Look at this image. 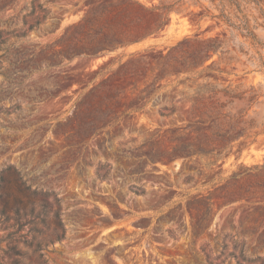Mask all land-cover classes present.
Instances as JSON below:
<instances>
[{
	"label": "rangeland",
	"instance_id": "rangeland-1",
	"mask_svg": "<svg viewBox=\"0 0 264 264\" xmlns=\"http://www.w3.org/2000/svg\"><path fill=\"white\" fill-rule=\"evenodd\" d=\"M41 1L51 19L21 41L22 48L36 53L57 45L71 25L106 0ZM136 1L146 7L159 4ZM27 2L16 0L1 11L0 27L19 18ZM221 2L232 16L234 7ZM175 8L157 35L103 57L59 59L50 68L35 59L38 68L18 78V88L0 102L4 108L20 106L0 116V176L8 179L7 167L27 175L37 192L25 194V211L31 205L35 213L46 208V224L35 239L42 250L19 242L23 256L12 258L18 264H208L204 254L211 264H264V199L224 205L220 198L231 176L264 165V69L257 67L258 58L264 62V7L244 10L261 45L206 16L194 0ZM195 39L222 40V49L210 52L202 66L180 71L182 61L171 49ZM136 59L143 62L138 74L122 72ZM211 89L222 102L224 89L244 92L226 111L236 117L246 112L244 120H252L254 128L241 124L246 130L221 160L204 167L196 158L178 156L175 145L190 123V102L207 97ZM108 95L114 103L97 121L96 133L79 138L78 128L68 123L76 106L83 103L85 112L89 104L107 102ZM209 131L208 125L202 127L203 135ZM184 136L190 142L194 135ZM7 192L8 185L0 184V210L7 201L6 216L13 218ZM207 196L212 205L196 233ZM11 224L0 215V250ZM255 256L260 259L249 260ZM12 259L0 252V264Z\"/></svg>",
	"mask_w": 264,
	"mask_h": 264
},
{
	"label": "trees",
	"instance_id": "trees-1",
	"mask_svg": "<svg viewBox=\"0 0 264 264\" xmlns=\"http://www.w3.org/2000/svg\"><path fill=\"white\" fill-rule=\"evenodd\" d=\"M0 12L7 9L9 5L16 0H0ZM159 0V4L146 7L136 0H106L102 6L86 13L81 19L71 25L65 32L62 39H59L57 45L50 47L45 46L38 53L26 50L21 47V41L28 37L32 32H39L48 20L51 19L50 9L41 0H28L19 13V18H11L9 26L0 27V102L8 99L7 95L13 93L18 88L20 82L18 78L26 77L34 68H38L35 59L39 58L40 62L45 63L46 68L56 66L59 59H73L75 57L99 58L108 55L119 48L137 44L142 40L157 35L163 28L164 23L169 17L171 11H177L176 5L181 4L184 0ZM218 2V4L215 3ZM231 7H234V14L231 16L226 12L225 5L221 0H206L209 6H205L201 0H194L199 4L203 11L210 18L222 20L229 28L243 35L244 38L252 40L254 44L261 45L249 26L247 15L244 10L250 5L264 7V0H226ZM215 10L218 14L211 12ZM11 40L16 42L7 45ZM184 42V43H183ZM178 43L171 50L179 55L182 61L180 71L198 68L203 65L210 52H217L222 49L223 41L219 39L207 40H184ZM183 43V44H182ZM47 51V52H46ZM2 52V54H1ZM190 54L191 58L186 55ZM258 68L264 69V62L257 59ZM141 60H131L123 65L122 72L138 74ZM5 64L7 67H5ZM251 91V90H250ZM225 101L217 97L214 89L208 91V95H198L190 102L188 127L177 137L178 144L175 145L177 155L187 159L196 158L204 167H209L219 162L230 144L238 140L246 128L240 127L241 124L254 128L252 120L245 121L244 113H239L236 117L230 111H226L227 105H231L234 100H242L245 93H234L229 90L221 91ZM252 91L251 97L254 96ZM114 96L108 95L107 102L104 104H89L83 112L82 104L79 103L74 114L68 123H73L79 132L76 135L83 138L88 134H95L97 129L96 123L104 117L113 106ZM20 110V106L13 104L8 108L0 107V116H9ZM162 116V115H161ZM208 125L210 131L203 135L202 127ZM185 132L191 133L192 141L184 142ZM65 134L71 135L72 131L67 130ZM3 172L8 174V179L0 176V184L8 185L6 197L13 203V218L6 216L7 201L0 210V215L7 222L12 224L6 227L7 233L4 241L5 249L0 252L9 259L21 258L23 254L17 248L21 242L24 246L35 247V252H41V243L35 242L36 236L41 233L39 226H45V206H42L41 212L35 213L32 205L28 211H25V194L36 195L37 189L31 190L27 175L21 171L11 170L10 167L4 168ZM187 179L184 184H189ZM144 193V192H143ZM141 193V194H143ZM260 197L264 199V165L256 166L244 173L236 174L226 180L221 187L220 198L223 204H231L241 201L245 198ZM206 205L202 211V217L194 230L199 233L201 225L206 218L209 207L212 205V199L207 196ZM58 219V213L55 214ZM57 225L61 227V222ZM26 229L25 234H23ZM65 234L61 236L64 238ZM56 240H60L57 237ZM35 242V243H34ZM217 245V243H216ZM236 245V244H235ZM246 244L241 246V254L244 253ZM225 248L226 244L221 243ZM204 253V251H202ZM208 264L209 258L204 254ZM12 259V260H13ZM260 259L259 256L249 258V260ZM11 264H18L15 260Z\"/></svg>",
	"mask_w": 264,
	"mask_h": 264
}]
</instances>
